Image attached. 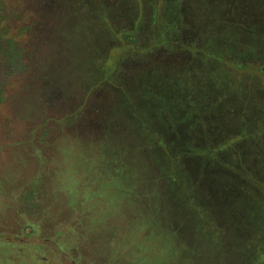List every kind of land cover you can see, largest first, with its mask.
<instances>
[{
  "label": "rangeland",
  "instance_id": "rangeland-1",
  "mask_svg": "<svg viewBox=\"0 0 264 264\" xmlns=\"http://www.w3.org/2000/svg\"><path fill=\"white\" fill-rule=\"evenodd\" d=\"M0 34V264H264V0H0Z\"/></svg>",
  "mask_w": 264,
  "mask_h": 264
},
{
  "label": "trees",
  "instance_id": "trees-1",
  "mask_svg": "<svg viewBox=\"0 0 264 264\" xmlns=\"http://www.w3.org/2000/svg\"><path fill=\"white\" fill-rule=\"evenodd\" d=\"M0 38H2V34H0ZM126 38H129V36H126ZM10 52H11V54L13 53V49H12V47H9V48H7V49H2V50H0V53H1V55H3L4 57H7L8 56V54H10ZM257 57H258V55H257ZM257 59V58H256ZM239 66H241V65H239ZM241 68V67H240ZM15 250V248L13 249L12 248V251H14ZM21 257L23 258V256L21 255ZM20 257V258H21Z\"/></svg>",
  "mask_w": 264,
  "mask_h": 264
}]
</instances>
